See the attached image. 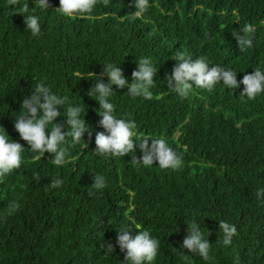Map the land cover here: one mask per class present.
<instances>
[{
	"label": "trees",
	"instance_id": "1",
	"mask_svg": "<svg viewBox=\"0 0 264 264\" xmlns=\"http://www.w3.org/2000/svg\"><path fill=\"white\" fill-rule=\"evenodd\" d=\"M49 3L43 11L34 0L15 7L0 0V127L24 147L20 168L0 175V264H125L116 229L129 221L133 235L136 226L159 241L153 264H264V195L257 196L264 192V93L249 100L240 95L243 85L227 89L221 81L211 90L193 84L180 97L165 80L177 51L233 69L238 81L264 68V0H149L136 20L132 0H99L84 19L63 17L53 10L59 0ZM25 8L40 17L38 37L25 29ZM249 23L253 44L240 50L232 33ZM145 56L158 65L153 99L113 85L110 100L118 116L136 122L137 138H163L182 155L177 169L133 164L139 148L114 158L93 152L95 133L104 131L99 103L87 95L94 74L118 63L131 80ZM37 83L84 109L89 127L80 143L66 138L63 165L48 152L33 153L14 128V113ZM58 110L55 122L67 131L66 109ZM94 175L107 187L93 189ZM57 178L63 183L53 187ZM220 220L237 228L229 246ZM193 221L211 243L207 260L180 249Z\"/></svg>",
	"mask_w": 264,
	"mask_h": 264
},
{
	"label": "clouds",
	"instance_id": "2",
	"mask_svg": "<svg viewBox=\"0 0 264 264\" xmlns=\"http://www.w3.org/2000/svg\"><path fill=\"white\" fill-rule=\"evenodd\" d=\"M99 0H59V6L53 9L59 15L70 18H90ZM107 5L109 0H102ZM134 11L132 19H140L148 10L149 0H132ZM34 7L43 11H49V0H34ZM7 5L15 7L17 0H7ZM25 29L31 36L41 35L40 17L30 13L28 8L23 12ZM255 31L252 24H245L239 32H233L240 50L251 48L253 41L251 34ZM242 33V34H241ZM176 63L170 74L166 75L165 80L168 89L179 95L186 97L190 90L203 88L211 90L220 82L227 89H236L243 85L240 93L249 100L256 98L264 93V68H253L251 73L243 75L242 79L237 80V72L221 64L211 63L206 56H199L195 60L192 55L183 51H177L172 57ZM103 71L99 76H95L93 85L88 89L87 95L93 97L99 103L96 109L101 119L100 126L104 131L95 133L96 148L95 154L102 157H125L126 154L136 152L139 148L142 155L137 158L132 156L133 164L150 167L154 161L158 162L161 169L180 168L184 161L182 155L178 154L168 142L163 138H154L149 144L148 136L137 138V125L133 119L118 116L115 111V105L110 97L115 92L113 85L117 89L126 88L129 97H143L147 100L153 99L152 88L156 86L154 77L158 72V65L153 62L151 57H140L137 59L136 68L131 73V80L123 73L118 63H103ZM100 76H107V82H104ZM158 98V97H157ZM66 96L56 94L46 83H37L32 85L30 95H25L21 101L19 113H14V128L19 133L21 139L27 142L30 150L40 156L45 152L52 155L54 165H63L66 158V150L63 147L66 138L71 137L73 144L80 143L85 130L89 127L83 119L81 113L84 109L78 104L67 103ZM58 106H64L66 109L67 131H62L63 124L56 123V118L60 115ZM54 123V127L50 124ZM47 130V131H46ZM136 144L134 145V140ZM24 147L21 143L10 138L7 131L0 127V175L8 174L14 169H18L22 162V152ZM63 181L57 178L52 182L53 187H60ZM92 187L95 190H103L107 187L103 175H94ZM264 195V192L258 191L257 196ZM219 231L222 232V243L229 246L233 237L237 233L235 225L227 221L220 220ZM131 221L128 224L116 229V245L123 252L125 264H153L156 259L159 248V241L154 238L149 230L136 227L139 231L133 235L130 232ZM209 235V234H208ZM210 242L202 233L198 222L193 221L187 225V233L180 245V249L199 255L207 260L210 252ZM106 251L111 253L115 245L107 243L103 245Z\"/></svg>",
	"mask_w": 264,
	"mask_h": 264
}]
</instances>
